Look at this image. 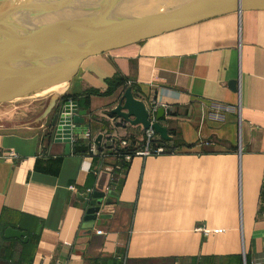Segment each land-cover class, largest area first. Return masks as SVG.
Here are the masks:
<instances>
[{"label":"crops","instance_id":"obj_1","mask_svg":"<svg viewBox=\"0 0 264 264\" xmlns=\"http://www.w3.org/2000/svg\"><path fill=\"white\" fill-rule=\"evenodd\" d=\"M79 67L57 94L85 110L78 135L90 140L79 144L141 139L142 126L110 112L130 87L163 108L174 151L125 162L67 153L51 133V94L0 106V264H264V10L208 17ZM96 191L110 199L99 223L87 216ZM10 227L27 242L4 237Z\"/></svg>","mask_w":264,"mask_h":264},{"label":"water","instance_id":"obj_2","mask_svg":"<svg viewBox=\"0 0 264 264\" xmlns=\"http://www.w3.org/2000/svg\"><path fill=\"white\" fill-rule=\"evenodd\" d=\"M161 2V3H160ZM160 3L161 6L155 4ZM264 10V0H195L188 5L169 6L162 0H0V101L21 96L24 91L69 82L80 63L90 55L133 44L208 17L247 10ZM236 80L229 85L236 88ZM51 94L46 113L56 107L51 129L56 142H64L70 152V133L86 132L85 110L77 102L57 104ZM27 95L18 97L22 99ZM40 96V95H36ZM112 114L144 129L152 127L162 140L171 137L159 122L163 108L156 110L150 122L144 101L135 98L127 87ZM63 137V138H62ZM102 136L95 139L99 144ZM73 150L88 151L75 144ZM102 192H93L87 216L90 221L108 219L100 213ZM93 223H89V228ZM4 237L25 239L24 232L6 229Z\"/></svg>","mask_w":264,"mask_h":264},{"label":"built area","instance_id":"obj_3","mask_svg":"<svg viewBox=\"0 0 264 264\" xmlns=\"http://www.w3.org/2000/svg\"><path fill=\"white\" fill-rule=\"evenodd\" d=\"M149 115L150 122L155 121V112L157 110V104L153 101L152 105L150 107H146ZM120 123V122H119ZM122 126H125L129 124V122L123 118H121ZM52 130V129H51ZM145 132V141L144 145L141 148H135V149H125V145L127 143V140L123 139L117 142V139L115 138V135L107 134L104 140H101L99 144H96L94 140L90 141L87 145L88 152L91 153V155H99L102 158L107 156H119L123 159V161H128L132 155H146V154H159V153H166V152H173L174 148L172 146L165 145L164 142H162L159 134L156 133V131L153 130L152 127H148L144 129ZM53 134V138L55 139L56 136L54 134V131L51 132ZM82 137L85 139H89L88 133L83 134ZM79 137L78 133H70V136H68L69 139V146L72 148L75 146V144H79V141L83 138ZM63 138V137H62ZM90 140V139H89ZM116 143H120V146L122 150L115 149L113 146ZM207 144V143H206ZM14 156H16L14 153H12Z\"/></svg>","mask_w":264,"mask_h":264},{"label":"rangeland","instance_id":"obj_4","mask_svg":"<svg viewBox=\"0 0 264 264\" xmlns=\"http://www.w3.org/2000/svg\"><path fill=\"white\" fill-rule=\"evenodd\" d=\"M36 91V90H34ZM27 96H30L31 94H25ZM41 95V94H40ZM12 100V101H11ZM20 100L19 98H10L9 100L8 99H5V100H1L0 101V106H4V105H7L8 103L10 104H13L15 103L16 101ZM121 123V120L119 121ZM115 138L117 139V142L120 141V140H127V136L125 135H115ZM141 139H132V141H127L126 145H125V149H133L131 146L133 147H139L142 149V146L144 145V141H145V134L142 133V135L140 136ZM133 144V145H132ZM115 149H118V150H122L121 146H120V143H116L114 146H113ZM113 159H116V160H120L121 158L118 156H112Z\"/></svg>","mask_w":264,"mask_h":264},{"label":"bare ground","instance_id":"obj_5","mask_svg":"<svg viewBox=\"0 0 264 264\" xmlns=\"http://www.w3.org/2000/svg\"><path fill=\"white\" fill-rule=\"evenodd\" d=\"M156 6H161V4H155ZM68 86V82H60L57 83V85L54 86H48V87H40L39 89H35L34 90H27L24 91L23 94L21 96H24L25 94H31L30 96H36V95H42L43 93H53L55 95L64 92V90L67 88ZM21 96H17V97H8L7 99L9 100L10 98H18ZM12 101V100H11ZM5 113V112H4Z\"/></svg>","mask_w":264,"mask_h":264},{"label":"trees","instance_id":"obj_6","mask_svg":"<svg viewBox=\"0 0 264 264\" xmlns=\"http://www.w3.org/2000/svg\"><path fill=\"white\" fill-rule=\"evenodd\" d=\"M162 141V140H161ZM163 142V141H162Z\"/></svg>","mask_w":264,"mask_h":264}]
</instances>
